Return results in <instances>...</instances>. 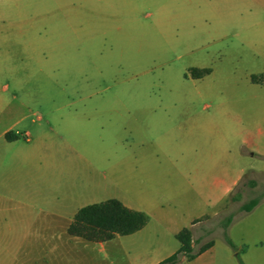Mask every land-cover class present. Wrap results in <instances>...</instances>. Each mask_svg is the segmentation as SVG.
I'll return each instance as SVG.
<instances>
[{
    "label": "rangeland",
    "instance_id": "obj_1",
    "mask_svg": "<svg viewBox=\"0 0 264 264\" xmlns=\"http://www.w3.org/2000/svg\"><path fill=\"white\" fill-rule=\"evenodd\" d=\"M262 74L264 0H0V264H155L182 227L213 243L176 264H264ZM108 198L146 223L68 245Z\"/></svg>",
    "mask_w": 264,
    "mask_h": 264
},
{
    "label": "trees",
    "instance_id": "obj_2",
    "mask_svg": "<svg viewBox=\"0 0 264 264\" xmlns=\"http://www.w3.org/2000/svg\"><path fill=\"white\" fill-rule=\"evenodd\" d=\"M209 71V68H190V74L195 77H200ZM9 135L10 133L5 135L7 139L12 137ZM257 202V198H251L242 205V208L249 211ZM146 220L147 216L144 212L128 208L119 200L110 198L80 207L74 214L67 228V233L90 241H104L116 235L133 233L140 229L146 223ZM230 220L231 217H227L222 223L224 232ZM224 235L227 243L231 245L230 239L226 234ZM175 238L179 243L177 249L155 264H176L179 255H184L187 260H192L211 247L213 243L212 240H208L199 246L196 252H193L191 232L187 227L181 228L175 234Z\"/></svg>",
    "mask_w": 264,
    "mask_h": 264
},
{
    "label": "crops",
    "instance_id": "obj_3",
    "mask_svg": "<svg viewBox=\"0 0 264 264\" xmlns=\"http://www.w3.org/2000/svg\"><path fill=\"white\" fill-rule=\"evenodd\" d=\"M262 75H264V74H262ZM255 78V77H254ZM259 79V78H258ZM257 78H255L254 80L256 81V80H258ZM6 109V106H3V105H0V113H2L4 110ZM17 122V121H16ZM12 128H13V125H9V126H5L3 129H1L0 130V137H2V139L5 141V142H11V141H16V140H19V132H13L12 131ZM7 133H10V134H12L13 136L10 138V139H7L6 138V134ZM25 140H27V138L25 139ZM244 143H249L250 144V138L249 137H245L244 138ZM236 180H233V182H235ZM232 182V183H233ZM231 183V184H232ZM231 184L230 185H227L226 187H225V189H224V191L225 192H227L228 190H229V186H231ZM108 199H110V198H108ZM116 199V198H115ZM106 200V199H105ZM118 200V199H117ZM103 201V200H102ZM120 201V200H119ZM98 202H100V201H98ZM124 206H126V207H128V208H131V209H134V210H139V209H135V208H132V207H130V206H128V205H126L124 202H122V201H120ZM92 203H97V202H92ZM88 204H91V203H88ZM85 205H87V204H85ZM85 205H83V206H85ZM82 207V206H81ZM80 208V207H79ZM78 208V209H79ZM77 209V210H78ZM76 210V211H77ZM76 211L73 213V215H72V217H69L68 219H67V222H66V224L64 225V227H65V233H66V235H67V244L68 245H70L71 244V240H82V241H87V242H89V243H95L96 245H97V251H99V246H100V248H102L103 247V244H104V242L105 241H107V240H110V239H107V240H104V241H90V240H86V239H84V238H81V237H79V236H76V235H71V234H68L67 233V228H68V226H69V224L71 223V221H72V219H73V216H74V214L76 213ZM139 211H142V210H139ZM143 212V211H142ZM145 213V212H144ZM146 214V213H145ZM147 216V215H146ZM183 228V227H182ZM139 230V229H138ZM180 230V229H179ZM178 230V231H179ZM137 231V230H136ZM177 231V232H178ZM176 232V233H177ZM131 234V233H130ZM128 235V234H127ZM117 236V235H116ZM115 237V236H114ZM113 237V238H114ZM112 239V238H111ZM178 245H179V243H178ZM56 248H54L48 255H45V256H41L39 259H42V260H44V262H51L52 264H56L57 262H61V261H63V262H67V263H69V262H71V261H73V259L71 258V256L69 255L70 253L69 252H62V251H57V250H55ZM207 250V249H206ZM204 252V251H203ZM201 254V253H200ZM199 254V255H200ZM198 256V255H197ZM196 256V257H197ZM195 257V258H196ZM194 259V258H193ZM192 259V260H193ZM94 264H102V263H100L99 262V258H97L95 261H94Z\"/></svg>",
    "mask_w": 264,
    "mask_h": 264
}]
</instances>
